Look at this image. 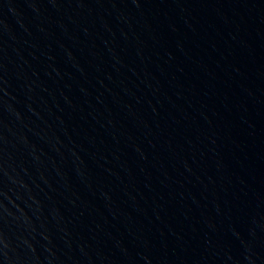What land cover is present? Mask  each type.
I'll use <instances>...</instances> for the list:
<instances>
[{"label": "water", "instance_id": "water-1", "mask_svg": "<svg viewBox=\"0 0 264 264\" xmlns=\"http://www.w3.org/2000/svg\"><path fill=\"white\" fill-rule=\"evenodd\" d=\"M0 264H264V0H0Z\"/></svg>", "mask_w": 264, "mask_h": 264}]
</instances>
